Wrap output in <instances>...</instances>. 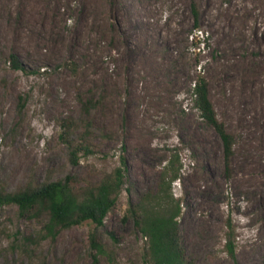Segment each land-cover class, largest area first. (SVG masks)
<instances>
[{
    "label": "rangeland",
    "instance_id": "obj_1",
    "mask_svg": "<svg viewBox=\"0 0 264 264\" xmlns=\"http://www.w3.org/2000/svg\"><path fill=\"white\" fill-rule=\"evenodd\" d=\"M199 74L235 138L229 172L194 106ZM90 94L106 99L91 114L95 152L74 165L61 125ZM176 155L192 264H235L229 219L237 264H264V0H0V186L73 177L84 188L127 163L104 227L38 242L46 219L0 207V264H145L146 240L125 218ZM92 233L106 252L96 259Z\"/></svg>",
    "mask_w": 264,
    "mask_h": 264
},
{
    "label": "trees",
    "instance_id": "obj_2",
    "mask_svg": "<svg viewBox=\"0 0 264 264\" xmlns=\"http://www.w3.org/2000/svg\"><path fill=\"white\" fill-rule=\"evenodd\" d=\"M196 24H199V12L193 5ZM13 64L20 69L21 65L13 57ZM194 106L203 124L211 127L219 135L225 156L226 170L232 168L235 153L234 135L226 129L225 123L219 119L209 94V83L205 76L199 74L191 88ZM105 97L95 98L93 94L81 100V115L77 118L65 119L62 127L64 138L70 152V161L77 165L80 157L94 154L93 139L95 130L91 114L102 106ZM178 156H173L160 174L156 191L144 194L137 203H131L125 219L133 222L146 240L145 264H192L187 257L180 218L183 214L182 200L173 193V184L182 179ZM127 163L112 174L106 175L93 185L78 188L76 179L66 177L57 181H47L39 185L28 184L15 191H8L0 186V207L15 206L19 213L31 220L46 219L39 241L55 240L62 231L70 230L85 223L96 228L104 227L106 220L115 208L124 191L127 175ZM227 250L231 259L237 264L235 229L231 219L227 221ZM91 245L96 250L94 258L104 255L105 248L98 240L96 233L90 235ZM30 239L28 242H31ZM36 241V240H35ZM34 242V241H32Z\"/></svg>",
    "mask_w": 264,
    "mask_h": 264
}]
</instances>
